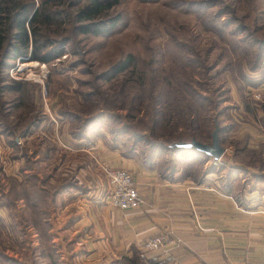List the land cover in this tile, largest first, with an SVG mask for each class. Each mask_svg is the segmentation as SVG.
<instances>
[{
    "label": "rangeland",
    "instance_id": "1",
    "mask_svg": "<svg viewBox=\"0 0 264 264\" xmlns=\"http://www.w3.org/2000/svg\"><path fill=\"white\" fill-rule=\"evenodd\" d=\"M113 8L120 18L110 31L74 33V42L52 61L14 60L0 74V199H10L13 214L0 224V264H44V257L50 264L48 243L61 264L49 233L53 198L73 184L94 191L85 197L105 201L108 187L101 163L122 167L103 161L96 143L119 154L133 153L122 154L127 157L153 150L168 159L160 165L170 167L174 160L164 141L194 134L209 143L214 117L219 143L229 153L238 145L231 112L242 108L264 134V99L254 96L264 92L263 69L254 72L264 61V0H118ZM127 55L133 63L108 77L109 68ZM21 62L28 65L20 67ZM253 62L257 67L249 69ZM11 79L19 81L20 91L2 86ZM219 110L224 112L219 115ZM238 120L253 131L252 122ZM71 126L80 135L88 128L72 141ZM157 142L165 150L159 151ZM239 152V159L256 162L264 156V140ZM177 160L188 172L211 168L210 159L201 156L188 166ZM31 183L48 189L40 202L47 209V242L30 203L37 197ZM59 240L75 253L76 244ZM68 257L62 254V262L73 264Z\"/></svg>",
    "mask_w": 264,
    "mask_h": 264
},
{
    "label": "crops",
    "instance_id": "2",
    "mask_svg": "<svg viewBox=\"0 0 264 264\" xmlns=\"http://www.w3.org/2000/svg\"><path fill=\"white\" fill-rule=\"evenodd\" d=\"M261 70L264 61L254 72ZM260 86L264 88V82ZM230 114L237 148L232 153L224 148L218 158H210L211 168L196 178L180 170L163 174L137 156H123L96 143L103 161L132 171L142 202L134 209H120L107 200L85 197L94 191L73 184L57 192L49 233L61 264L64 253L73 264L75 258L87 264H141L137 251L142 241L164 229L184 241L172 248L169 264H264V156L257 163L238 158L242 148H255L264 134L242 108ZM238 119L252 122L253 131ZM12 215L10 206L0 205V224ZM58 237L70 240L71 247L76 244L75 253L64 249L66 242H58Z\"/></svg>",
    "mask_w": 264,
    "mask_h": 264
},
{
    "label": "trees",
    "instance_id": "3",
    "mask_svg": "<svg viewBox=\"0 0 264 264\" xmlns=\"http://www.w3.org/2000/svg\"><path fill=\"white\" fill-rule=\"evenodd\" d=\"M117 2L118 0H0V74H2L3 70L14 60H36L46 63L52 61L65 52L67 44L74 42L72 36L74 33L100 35L110 31L120 18V13L113 8ZM260 47H262V45ZM259 53L261 54V51ZM257 56L258 55L255 54V57ZM132 63L133 60H131V56L127 55L119 59L109 68V74L106 72L103 74H108V77L113 76L128 68ZM255 67H257L256 63L253 62L249 64V69H254ZM0 77H3V75H0ZM19 85V81L11 79L8 84L2 86H5L7 90L14 91L19 90ZM263 106L262 104V108ZM222 110L218 111L219 115L224 112ZM69 112L70 116L80 120L78 113L75 111L74 113L72 111ZM56 115L62 118L61 115ZM99 116H97V118H99ZM186 116L188 117V115ZM84 120L85 123H89L88 121L91 119ZM84 120L82 121L84 122ZM211 121L213 122V127L215 124L219 123L216 117L212 118ZM194 126V124L190 123L191 132L194 131ZM87 128L85 127L83 129L84 132L82 135L86 133L85 131ZM219 129L222 130L220 126ZM68 132L69 136L72 138H80L82 136L76 127L73 128L71 126ZM191 139L207 143L205 138H198L194 134H191L190 138H187V140H185V138H173L168 141L165 139L166 141L164 142H167L171 159L174 160L170 167L163 164V166H161L160 164L162 162L164 163V161H168V159L162 154L160 155V153H152L153 150L148 155L139 156V159L145 165H158V168L161 169H159L160 172L163 174H167L170 170H180L184 174H189L193 178H196V175L200 173V171L188 172L184 170V168L179 166V161L177 159L181 158V164L188 166L191 165L190 163L194 156H201L204 160L210 159L211 157L190 147L188 142ZM12 140L14 141V138H12ZM160 143L161 142H157V145L155 144L154 146L157 147L159 151L165 150V148L161 146L162 143ZM113 144L116 145V143ZM234 144L236 145L237 141H235ZM237 146L238 145L234 147ZM243 149L244 148H242V150ZM182 150L184 153L182 156H179ZM122 154L127 155L133 153H126V151H124ZM31 184L36 188V199L38 203H36V199H31L30 203L34 205L33 212L37 214V221L41 224L42 230L39 231L43 235V239L46 240L45 242H47L49 239V235L46 233L48 227L46 219L47 209L41 207L43 204H40V202L45 198L48 189H44V185L42 189L35 183ZM37 191L39 192L37 193ZM42 193L44 194V198H42ZM9 202L10 199H0V205H10ZM47 253L48 257L51 258L50 264H58L54 254V246L51 243L47 244L46 254ZM44 259V264H48L45 257Z\"/></svg>",
    "mask_w": 264,
    "mask_h": 264
},
{
    "label": "built area",
    "instance_id": "4",
    "mask_svg": "<svg viewBox=\"0 0 264 264\" xmlns=\"http://www.w3.org/2000/svg\"><path fill=\"white\" fill-rule=\"evenodd\" d=\"M256 98L264 99V92H254ZM107 183V201L120 209H134L142 202L132 172L123 167H111L101 163ZM184 241L170 230H159L147 236L139 249L144 264H169L174 260L173 247Z\"/></svg>",
    "mask_w": 264,
    "mask_h": 264
},
{
    "label": "water",
    "instance_id": "5",
    "mask_svg": "<svg viewBox=\"0 0 264 264\" xmlns=\"http://www.w3.org/2000/svg\"><path fill=\"white\" fill-rule=\"evenodd\" d=\"M217 129H218L217 124H215V126L211 130V138L209 143H203L191 139L188 142V145L198 151L205 153L206 155L210 156L212 159L218 158L221 155V153L224 151V147L219 143L217 137Z\"/></svg>",
    "mask_w": 264,
    "mask_h": 264
},
{
    "label": "bare ground",
    "instance_id": "6",
    "mask_svg": "<svg viewBox=\"0 0 264 264\" xmlns=\"http://www.w3.org/2000/svg\"><path fill=\"white\" fill-rule=\"evenodd\" d=\"M35 62H36V61H33V64H34ZM31 63H32V62H31ZM31 63H30V64H31ZM24 65H28V63H27V62H26V63H22V62H21V63L19 64L20 67H22V66H24Z\"/></svg>",
    "mask_w": 264,
    "mask_h": 264
}]
</instances>
